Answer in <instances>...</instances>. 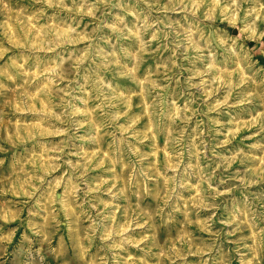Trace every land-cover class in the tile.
Here are the masks:
<instances>
[{
  "label": "rangeland",
  "instance_id": "1",
  "mask_svg": "<svg viewBox=\"0 0 264 264\" xmlns=\"http://www.w3.org/2000/svg\"><path fill=\"white\" fill-rule=\"evenodd\" d=\"M0 264H264V0H0Z\"/></svg>",
  "mask_w": 264,
  "mask_h": 264
}]
</instances>
